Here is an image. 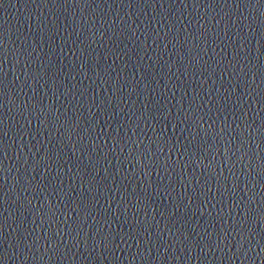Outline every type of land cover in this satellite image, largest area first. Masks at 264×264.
I'll return each mask as SVG.
<instances>
[{"label": "water", "instance_id": "obj_1", "mask_svg": "<svg viewBox=\"0 0 264 264\" xmlns=\"http://www.w3.org/2000/svg\"><path fill=\"white\" fill-rule=\"evenodd\" d=\"M54 0H0V264H10L42 124Z\"/></svg>", "mask_w": 264, "mask_h": 264}]
</instances>
